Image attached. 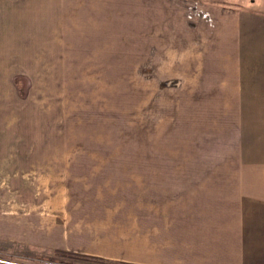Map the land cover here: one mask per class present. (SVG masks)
<instances>
[{
	"label": "rangeland",
	"instance_id": "374dc122",
	"mask_svg": "<svg viewBox=\"0 0 264 264\" xmlns=\"http://www.w3.org/2000/svg\"><path fill=\"white\" fill-rule=\"evenodd\" d=\"M189 1L190 34L154 24L138 69L119 45L41 72L0 56V264H151L137 164L209 166L225 104L244 103L247 122L264 102V0ZM208 4L231 10L214 21Z\"/></svg>",
	"mask_w": 264,
	"mask_h": 264
},
{
	"label": "crops",
	"instance_id": "0c3cea01",
	"mask_svg": "<svg viewBox=\"0 0 264 264\" xmlns=\"http://www.w3.org/2000/svg\"><path fill=\"white\" fill-rule=\"evenodd\" d=\"M189 2L0 0V56L6 64L19 63L8 67L14 69L9 72L15 68L41 72L49 71L51 64L59 67L70 55H86L88 48L119 45L134 48L138 69L142 61L136 57L142 56L147 45L143 33L154 35V24L160 23V31L167 36L174 33L185 39L190 34L191 24L184 20ZM206 6L214 21L222 11L231 10ZM199 22L194 21L196 30L210 34ZM222 25L211 33H220ZM227 47L235 45L228 42ZM255 91L264 97V87ZM243 93V88L233 90L236 96ZM235 103L225 104L224 117L214 128L216 150L206 158L211 165L201 161L181 168L150 164L139 171L137 164L135 202L140 184L139 196L149 195L151 217L146 222H155L158 233L156 241L141 239L140 246L151 250V264H264V102L247 122L239 107L244 103Z\"/></svg>",
	"mask_w": 264,
	"mask_h": 264
},
{
	"label": "trees",
	"instance_id": "16d2710c",
	"mask_svg": "<svg viewBox=\"0 0 264 264\" xmlns=\"http://www.w3.org/2000/svg\"><path fill=\"white\" fill-rule=\"evenodd\" d=\"M67 254H69V253H67ZM82 257L86 258V257H87V255H84V256H82Z\"/></svg>",
	"mask_w": 264,
	"mask_h": 264
}]
</instances>
